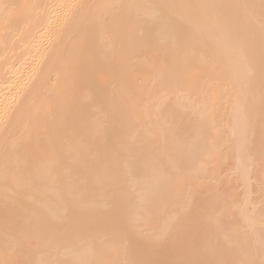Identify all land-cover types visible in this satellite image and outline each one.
I'll use <instances>...</instances> for the list:
<instances>
[{
    "label": "bare ground",
    "instance_id": "6f19581e",
    "mask_svg": "<svg viewBox=\"0 0 264 264\" xmlns=\"http://www.w3.org/2000/svg\"><path fill=\"white\" fill-rule=\"evenodd\" d=\"M0 264H264V0H0Z\"/></svg>",
    "mask_w": 264,
    "mask_h": 264
}]
</instances>
